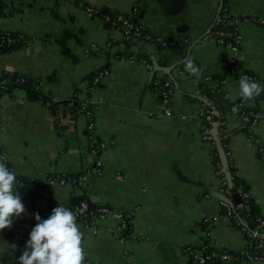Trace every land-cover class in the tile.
Listing matches in <instances>:
<instances>
[{"label":"crops","instance_id":"obj_1","mask_svg":"<svg viewBox=\"0 0 264 264\" xmlns=\"http://www.w3.org/2000/svg\"><path fill=\"white\" fill-rule=\"evenodd\" d=\"M80 2L104 12L128 14L141 2L138 21L146 30L192 44L170 49L147 41L144 55L137 45L127 44L120 27L90 15ZM220 6L221 0H24L12 15L0 19L2 29L30 38L22 48L0 51V72L36 79L41 91L58 103L74 96L89 98L95 136L106 143L96 151L86 116H73L67 105L60 107V113L65 109L62 116L56 115L47 103L32 100L21 88L0 98V151L16 172L17 192L25 191L21 196L26 208L10 228L0 230V264H19L25 250L26 244L14 242L10 231H31L37 223L35 214L49 213L47 200H53L55 207H67L73 195H82L83 201L96 199L95 205L137 208L127 236L112 216L95 224L81 223L83 264H192L186 247L206 236L204 217L214 221L208 238L215 248L245 247L241 229L231 218L221 217L216 169L222 161L215 160L214 146L203 139L199 115L205 80L189 75L183 61L191 56L204 74L212 76L208 85L226 91L229 102L239 101L242 76L264 81V25L258 21L264 19V0H228L232 13L243 20L238 49H222L207 36ZM93 44L104 52L94 53ZM150 58L159 62L157 70L143 63ZM224 60L232 72L226 70ZM168 67H173L170 76ZM104 69L109 75L91 90L89 76ZM166 76L175 83L170 115L162 114L161 95L152 82ZM247 105L264 111V96ZM225 116L232 131L228 144L234 169L264 214V154L254 141L258 138L264 146V120L250 135L237 130L239 115ZM99 154L102 175L93 172ZM79 174L87 178L83 187L50 184L54 175ZM23 185L41 186V197L34 198ZM30 218L33 224L27 222ZM231 264H264V259Z\"/></svg>","mask_w":264,"mask_h":264},{"label":"built area","instance_id":"obj_2","mask_svg":"<svg viewBox=\"0 0 264 264\" xmlns=\"http://www.w3.org/2000/svg\"><path fill=\"white\" fill-rule=\"evenodd\" d=\"M24 0H0V8L2 9L4 14L11 13V11L15 10L18 3H21ZM222 2V0H221ZM222 4V3H221ZM136 5L133 8L132 13H122L119 12L117 15L118 21H114V24L119 23L120 28L123 31L125 40L131 43L138 41L140 43V37L142 35V25L136 24L135 21L132 19L133 13L137 11ZM90 15H93L96 12L95 8L89 7L87 9ZM232 14L233 18L227 19L228 16ZM6 17V16H4ZM108 19V18H107ZM258 21L264 25V19H258ZM243 20L232 13L231 9L229 8L228 4L226 6L221 5L219 13L217 15L215 23L217 25H226L231 24L233 26L232 29H222L217 31L215 34L209 35L211 38H214L219 45H225L226 48H233L234 44L241 43V34H240V25L242 24ZM6 40L9 43L17 42L22 37L14 38L11 34V31L5 32ZM208 36V37H209ZM185 39L183 41H187ZM29 41V40H28ZM157 41L161 43L164 47L170 46H180L182 45V40L180 39H164L162 37H157ZM125 44V43H124ZM112 44L108 43V47ZM91 50L95 52L104 51L101 47L96 44L91 45ZM143 63L147 66V68L151 71H154V65L147 60H142ZM224 67L228 66V61H223ZM109 75V70L104 69L98 73V75L94 79V85L100 83L104 78ZM251 80H254L262 85H264L263 80H259L256 77L250 76L246 74ZM204 77V84H208L209 81L212 80V76L208 73L202 74ZM7 79L3 78L0 80V91L6 90L7 86ZM156 87H158L159 93H161V102H162V114L170 115L172 114V110L170 108V100L175 92L174 81L169 76L166 78H156L154 82ZM94 90V87L92 88ZM225 98L228 99V93H225ZM202 100V109L199 115L203 118V139L208 143L212 144L214 147L217 145L218 147V140L222 141L220 144L223 149L224 153L227 157V170L229 171L228 160L232 159V153L229 148V144L226 140L230 139L232 135V131L228 130L226 127V119L221 122H216L215 114L218 113L215 109L210 108L213 102L206 96H201ZM247 104V101L244 99H240L236 103H233L229 114L239 115L240 117V127L248 128L253 130L252 128L256 126L260 121L264 120V111L263 112H254L252 110L246 111L244 110V105ZM85 106H91L85 116L88 120V131L90 133L91 144L97 150H101L106 146V143L96 144V136H95V119H94V109L92 107V103L89 98H85L84 100ZM244 111V112H243ZM218 123V125H216ZM253 135V134H251ZM254 141L258 143V151L264 154V146L261 145L258 138H254ZM219 149V148H218ZM0 156L4 157V161L8 162V157L4 151H0ZM93 172L102 175L104 173L103 169V160L100 154L97 156L95 161V166L93 168ZM230 172V171H229ZM216 174L219 177V193L224 196L225 198H221V208L225 210L221 217L224 218H233L236 217L235 209L236 208H246L247 204L246 201L251 197L250 192L246 191L243 186H238L236 193L233 191V177L227 175L226 169L224 164L218 163ZM50 184L60 183V184H67V183H74V185L83 187L86 183V175L83 174L76 179L75 177L72 178L67 175H54L50 177ZM234 193V194H233ZM238 194L241 198H244L245 201L243 202L242 199L238 203H233L232 195ZM45 202V199H43ZM73 212L77 213V222L80 225L81 223L88 222L90 224H95L100 221L102 218L112 216L114 219L120 222V228L126 229L132 222L134 214L137 211V208L134 209H116L114 207L108 205H95L91 207L87 201H83L79 206H67ZM45 211V210H44ZM46 213V211H45ZM238 224H240L238 222ZM203 225L205 227L206 236L200 241L198 244L189 245L186 247V253L190 257L192 264H231L233 262H256L261 261L264 259V216H259L257 220V225L254 229H249L246 226H240L244 241L245 247L239 251H231L227 249H217L213 246L211 240H209V235L211 229H213L214 221L204 217ZM25 229H16L14 231L9 232V237L18 244H26L28 238L24 235Z\"/></svg>","mask_w":264,"mask_h":264},{"label":"trees","instance_id":"obj_3","mask_svg":"<svg viewBox=\"0 0 264 264\" xmlns=\"http://www.w3.org/2000/svg\"><path fill=\"white\" fill-rule=\"evenodd\" d=\"M221 3H222L221 5L226 6L228 4V0H222ZM80 4L83 7H85V9H88L90 7V5H88L86 3H83V2H80ZM141 6H142L141 2H137L136 3V7H137L138 10L135 13H133V15H132V19L135 21L136 24H140L138 19H139V16H140ZM95 10H96V12H94L93 16L103 17L105 19V21L107 23H109L110 25L117 26V27L120 26L119 23L114 24V21H118V19H117L118 12H115V13L107 12V13H105L103 9H97V8ZM13 12H15V11L14 10L11 11V13H9L8 15L9 16L12 15ZM4 16H7V14H4L2 9L0 8V19L2 17H4ZM231 18H233L232 14L227 17L228 20L231 19ZM140 25H142V24H140ZM232 28H233V26H231V24H227L226 23V25H217L215 23L214 24V28L209 32V34L207 36H209L211 34H215V33H217V31L222 30V29H232ZM6 31H8V30H4V29H2L0 27V51L1 52L5 53V52L13 51L15 49L22 48L28 43V40L30 39L27 35H24L22 33L15 32V31H11V34H12V36L14 38H18L20 36L22 38L20 40H18L17 42L9 43L6 40V36H5V32ZM157 37L158 36H153V34L151 32H149L148 30H146L142 26V35L140 37V43L138 41H135L133 43L128 41V43L127 42H125V43H127L130 46L131 45H137V47L140 48V51H142L141 53L144 54V55H147L146 54L147 51L145 49L146 48L145 47V43L147 41L148 42H155L160 47H164L161 43H159L157 41ZM180 40H182V39H180ZM141 43H142V45H141ZM61 44H62L63 51L66 52V53H69L70 52L69 48H67V46L64 43H61ZM191 44H192V42L190 40H187V41H183L182 45H180V46H177V47L170 46V47H164V48H170V49H174V48H188V47L191 46ZM219 46L222 49H226L225 45H219ZM239 47H240V44H234L232 49H238ZM101 52H104V51H100V52H95L94 51V53H96V54L97 53H101ZM150 62L154 65L153 58L152 59L150 58ZM181 66H183V65H181ZM225 68H226L227 71L232 72L231 67L229 65L226 66ZM202 74H204V73L202 72ZM97 75H98V73H95L94 75L89 76V79H90L89 87L91 88V90H92L93 87L94 88L96 87V85H94V79H95V77ZM169 76H170V73H169ZM3 78L7 79V83H6L7 89L3 90V91H0V98L3 95H5V94L11 93V91L14 90L15 88H21V89H24L26 91L28 97H30L32 100H40L43 103H47L52 108V112H54L56 115H59V116L61 114L65 113V109H62L61 113L59 112L60 111V107H61L62 104L67 105V107H69L70 112L75 117H77L79 115H85L86 112L89 109H91V106H85L84 105L85 98L84 97H80V96H74L71 99L63 101L62 103H58L57 101H54L53 98L49 94L41 91L40 83L36 79H34L32 77H29V76H26V75H20L18 73H10V72L2 71V72H0V80L3 79ZM155 81H156V79L154 78L153 81H152L153 84H154V87H156V85L154 83ZM202 85L204 87L203 94L206 95L213 102L211 105H209V107L215 109V111L218 112V113L215 114L216 122H221V121L225 120V117H226L225 115H226V113H228L230 111V108H231V106L233 104V103L229 102V100L227 98H225L226 91H224L223 89H221L219 87H212V86H210L208 84H204L203 83ZM174 86H175V83H174ZM156 90H158V87H156ZM91 93H89L90 96H91ZM160 95H161V93H160ZM261 95L264 96V93H262ZM244 110H246V111L252 110L254 112H263V111L260 110V108H257V107L252 108V107H249L247 104L244 105ZM237 130L247 131L250 135L253 134L252 130H250L248 128L239 127ZM218 142H220V144H222L221 140H218ZM226 142L228 143V140H226ZM96 144L97 145L100 144V140L98 138L96 139ZM213 152H214V155H215V160H217V162L222 161V158L220 156V152H219V149H218L217 145L214 147V151ZM232 160L233 159L228 160V165H229V171H230V173H231V175L233 177V182H234L233 186H232L233 191L236 193V190H237L238 186H243L246 191H249V189L247 188V186L244 183V181L241 180L238 177V175L236 173V170L234 169ZM219 163H221V162H219ZM81 175L82 174L75 175V176H70V177H72V178L75 177L76 179H78V177L81 176ZM16 179H18V178H16ZM23 188H29V190H30V192H31V194L33 195L34 198L41 197V191L43 190L41 186H38V185L37 186L23 185ZM232 196H234V195H232ZM241 199H242L243 202L245 201L244 198H241ZM246 204H247L246 208H243V209L236 208L234 210L235 214H236V217H233L232 221H233L234 225L236 227H238V228L240 226L241 227L242 226H246L249 229H254L255 226L257 225L258 217L262 215V210H261V207L259 206V204H257V202L255 201V199L253 197H250L246 201ZM64 207H66V206H64ZM48 212L49 213L45 214V211H41L39 213V215L41 216L42 219H47L52 211H48ZM224 212H225V210L222 209V213L221 214H223ZM27 222L29 224H33L34 223V218H30L29 220H27ZM238 222L240 224H238ZM131 232H132V227H131V224H130L126 228V230L124 231V234L127 236ZM24 235L29 239L30 233L27 230L24 232Z\"/></svg>","mask_w":264,"mask_h":264},{"label":"clouds","instance_id":"obj_4","mask_svg":"<svg viewBox=\"0 0 264 264\" xmlns=\"http://www.w3.org/2000/svg\"><path fill=\"white\" fill-rule=\"evenodd\" d=\"M184 70L199 79L201 68L188 56L183 61ZM264 93V85L251 80L247 75L239 79V96L245 101L254 100ZM16 172L9 168L0 156V230L10 228L14 218L26 213L22 196L17 192ZM77 213L57 206L47 219L35 214L36 224L32 228L19 264H83L86 253L83 245L84 233L77 222ZM15 247V246H14Z\"/></svg>","mask_w":264,"mask_h":264},{"label":"water","instance_id":"obj_5","mask_svg":"<svg viewBox=\"0 0 264 264\" xmlns=\"http://www.w3.org/2000/svg\"><path fill=\"white\" fill-rule=\"evenodd\" d=\"M145 6H146V4H145ZM105 12H107L106 10H105ZM153 36H156V34L155 35H153ZM160 67V65H159V63L157 62V61H155L154 60V70H157L158 68ZM173 69V67H168L167 69H166V71L168 72V73H170L171 74V70ZM216 125H218V123H216ZM218 148H219V152H220V156H221V158H222V163L224 164V167H225V169H226V173H227V175H230V172L227 170V157H226V155H225V153H224V149H223V147L220 145V143H218ZM25 179H23V181H24ZM26 182H28V180H26ZM18 193H20V194H24L25 193V191L24 190H22V189H20V190H18ZM84 197L82 196V195H73V196H71L70 198H69V205L70 206H79V205H81V203L83 202V199ZM221 198H225L224 196H222L221 195ZM88 203H89V205L91 206V207H94L95 206V202L96 201H98V200H96V199H91V198H87V200H86ZM240 201V196L238 195V194H235L234 195V197H233V203H238ZM55 204H54V201L53 200H51V199H49V200H47L46 201V208L48 209V210H50V211H52V209L53 208H55ZM31 231H29V233H30Z\"/></svg>","mask_w":264,"mask_h":264},{"label":"rangeland","instance_id":"obj_6","mask_svg":"<svg viewBox=\"0 0 264 264\" xmlns=\"http://www.w3.org/2000/svg\"><path fill=\"white\" fill-rule=\"evenodd\" d=\"M262 216H264V214L262 213Z\"/></svg>","mask_w":264,"mask_h":264}]
</instances>
